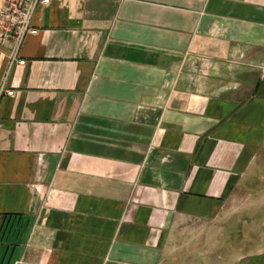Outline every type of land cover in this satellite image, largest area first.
I'll use <instances>...</instances> for the list:
<instances>
[{
	"label": "crops",
	"instance_id": "obj_1",
	"mask_svg": "<svg viewBox=\"0 0 264 264\" xmlns=\"http://www.w3.org/2000/svg\"><path fill=\"white\" fill-rule=\"evenodd\" d=\"M32 27L0 45V264H171L263 148L264 0H50Z\"/></svg>",
	"mask_w": 264,
	"mask_h": 264
},
{
	"label": "rangeland",
	"instance_id": "obj_2",
	"mask_svg": "<svg viewBox=\"0 0 264 264\" xmlns=\"http://www.w3.org/2000/svg\"><path fill=\"white\" fill-rule=\"evenodd\" d=\"M238 211L243 213L238 219H234V214ZM225 221H227V230L224 231L222 224ZM244 222L247 226L246 233L240 232ZM262 222H264V145L250 173L228 200L224 215L214 222L192 220L189 223L176 225L170 236L167 253L169 260L171 264H175L174 256L183 252L194 251L201 255L216 248L221 249L222 253L223 238L227 236V264H235L240 255L255 249L249 245L243 249L246 244L255 242H247L246 239L241 238V235L246 234L248 240L258 239L263 234ZM239 243L243 244L241 248L233 246ZM261 249H264V246Z\"/></svg>",
	"mask_w": 264,
	"mask_h": 264
},
{
	"label": "built area",
	"instance_id": "obj_3",
	"mask_svg": "<svg viewBox=\"0 0 264 264\" xmlns=\"http://www.w3.org/2000/svg\"><path fill=\"white\" fill-rule=\"evenodd\" d=\"M50 0H4L0 10V45L15 43L19 48L27 34H36L32 27V16L38 4H47ZM12 60H17L16 54ZM24 64V60H17ZM13 95L14 91H6Z\"/></svg>",
	"mask_w": 264,
	"mask_h": 264
}]
</instances>
